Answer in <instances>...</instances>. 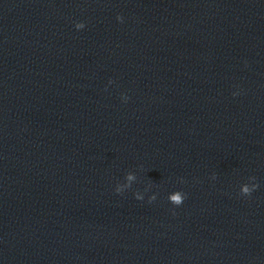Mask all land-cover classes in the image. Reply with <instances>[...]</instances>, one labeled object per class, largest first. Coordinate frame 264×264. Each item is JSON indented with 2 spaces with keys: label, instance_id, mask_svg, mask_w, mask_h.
<instances>
[{
  "label": "water",
  "instance_id": "obj_1",
  "mask_svg": "<svg viewBox=\"0 0 264 264\" xmlns=\"http://www.w3.org/2000/svg\"><path fill=\"white\" fill-rule=\"evenodd\" d=\"M0 264H264V0H0Z\"/></svg>",
  "mask_w": 264,
  "mask_h": 264
}]
</instances>
